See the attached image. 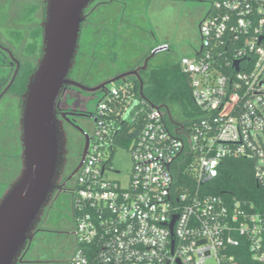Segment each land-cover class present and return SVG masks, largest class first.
Masks as SVG:
<instances>
[{
	"label": "built area",
	"instance_id": "built-area-1",
	"mask_svg": "<svg viewBox=\"0 0 264 264\" xmlns=\"http://www.w3.org/2000/svg\"><path fill=\"white\" fill-rule=\"evenodd\" d=\"M198 31L197 52L179 57L198 111L188 126L131 85L102 96L75 179L69 264H237V252L264 264V210L209 189L226 158L252 160L264 188V0H214ZM124 136L122 184L107 173Z\"/></svg>",
	"mask_w": 264,
	"mask_h": 264
},
{
	"label": "flooded vegetation",
	"instance_id": "flooded-vegetation-1",
	"mask_svg": "<svg viewBox=\"0 0 264 264\" xmlns=\"http://www.w3.org/2000/svg\"><path fill=\"white\" fill-rule=\"evenodd\" d=\"M11 1L0 0V12H5L0 14V197L21 169L22 97L43 54L41 24L46 17V0H38L10 18ZM129 1L94 0L84 10L75 62L56 103V117L66 137L65 165L43 209L33 239L17 264H69L76 249L75 179L87 139L89 146L98 104L115 83L138 85L139 90L142 85L143 90L152 70L168 61L154 62L156 56L165 55L166 59L171 53L168 45L150 44L148 28L137 30L132 28V23L128 24L131 18L142 22L140 18L145 17L142 9L149 1L135 15L128 11ZM194 1L193 9L197 11L198 2ZM111 6L117 7V13L111 18L105 17L104 12ZM8 20L14 21L16 28L7 23ZM158 46H165V50L153 54ZM121 75L123 79L106 83ZM120 147L114 149L112 157ZM36 241L43 248L55 245L56 253L44 259L32 256L31 248Z\"/></svg>",
	"mask_w": 264,
	"mask_h": 264
},
{
	"label": "water",
	"instance_id": "water-1",
	"mask_svg": "<svg viewBox=\"0 0 264 264\" xmlns=\"http://www.w3.org/2000/svg\"><path fill=\"white\" fill-rule=\"evenodd\" d=\"M94 0H46L43 54L22 97L21 169L0 197V264H17L34 236L66 161V137L56 103L72 69L84 10ZM165 50L158 46L153 54ZM123 76L107 81L115 83ZM140 86L139 95L146 99ZM133 103L130 109L135 106ZM155 109L159 106L153 105ZM88 149V139L81 160ZM78 166L77 170L79 169Z\"/></svg>",
	"mask_w": 264,
	"mask_h": 264
},
{
	"label": "trees",
	"instance_id": "trees-1",
	"mask_svg": "<svg viewBox=\"0 0 264 264\" xmlns=\"http://www.w3.org/2000/svg\"><path fill=\"white\" fill-rule=\"evenodd\" d=\"M138 85H133L132 91L139 95ZM145 98L153 105L166 106L175 120L184 122L188 126L191 119L198 114L193 105L188 79L181 71L179 58L167 61L153 69L148 75L142 90ZM171 127L168 119H165ZM122 130V128H121ZM125 137V136H124ZM117 139L119 145H124L127 137ZM179 171L177 179L182 178ZM210 192L217 195H233L239 199H246L254 203L260 210H264V188L257 184L253 174V161L245 158H226L218 169V175L209 183ZM246 255L236 254L237 264H250Z\"/></svg>",
	"mask_w": 264,
	"mask_h": 264
},
{
	"label": "rangeland",
	"instance_id": "rangeland-1",
	"mask_svg": "<svg viewBox=\"0 0 264 264\" xmlns=\"http://www.w3.org/2000/svg\"><path fill=\"white\" fill-rule=\"evenodd\" d=\"M214 0H206L205 6L208 10L211 6V3ZM34 2H39L38 0H12L11 5L9 7L8 13H10V18H15V15L18 11L23 10L25 7L31 5ZM195 6L194 0H183L179 3L177 2H148L144 5L143 14L148 19L149 23H146V28L150 30L149 24H155L156 27L159 25V29L157 31H161V33L156 34V38L158 41H160L161 37H168L169 41H175L176 39H179V42H181V47L184 46V48L190 47H197L199 45V40H195V42H191V38L194 31V25H195V15L196 10L193 9ZM140 8V5L136 6L135 9ZM4 11H1L0 14H2ZM5 13V12H4ZM105 17L111 18L114 14L117 13V7L111 6L107 8V10L104 12ZM18 14V13H17ZM137 14V13H136ZM142 14V13H141ZM142 14V15H143ZM143 15V16H144ZM9 24H13V28H16L14 26V21L11 22L10 20L7 21ZM3 29V28H2ZM163 31V32H162ZM4 32V30H3ZM138 35V34H136ZM176 44V43H175ZM192 45V46H191ZM126 55L123 54V56ZM174 53L171 52L166 56L165 55H158L154 58V62H165L167 60H177L176 57H174ZM115 70L114 68H110ZM111 71V70H109ZM92 134V132H91ZM130 147V144L128 141L124 142V145L118 149H116L115 155L112 157L110 166L113 171H109L107 173V176L111 179H115L118 181H121L122 184H125L127 181V174L131 167V160L130 155L127 151V149ZM114 171H117L118 173H115ZM32 256H36L39 259H44L48 256H53L56 253V247L55 245L51 244L48 247H40L38 244V241H36L31 248Z\"/></svg>",
	"mask_w": 264,
	"mask_h": 264
},
{
	"label": "crops",
	"instance_id": "crops-1",
	"mask_svg": "<svg viewBox=\"0 0 264 264\" xmlns=\"http://www.w3.org/2000/svg\"><path fill=\"white\" fill-rule=\"evenodd\" d=\"M181 2L183 0H130L129 2L131 3L130 7L128 8V11L132 14H136L137 9L136 6L140 5L143 6V4H145L146 2ZM198 2V7H197V11H196V15H195V25H194V31H193V35L191 38V42H195V40H199V44H200V38H199V24L201 22V20L204 18V16L206 15V13L208 12V10L206 9L207 7L205 6L206 4V0H197ZM213 2V1H212ZM142 19V20H141ZM140 20L142 22H136L135 18L134 19H130L128 21V24H133L132 28H136L137 30L140 29H145L146 26L145 24L149 21L145 22V17L140 18ZM150 25V30L147 31V34L150 38V44L152 45H168L170 48V51L173 52L175 55L174 57L179 58L180 56H192L195 54L196 50L199 48V45L197 47H190L188 46L187 48H184V46L181 47V42H179V39H176L175 41H169L168 37H161L160 41L157 40V36L156 34L161 33V31H157V29H159V25L156 27V25L153 24H149ZM141 32V31H140ZM163 32V31H162ZM142 34V33H141ZM176 43V44H175ZM192 46V45H191Z\"/></svg>",
	"mask_w": 264,
	"mask_h": 264
}]
</instances>
